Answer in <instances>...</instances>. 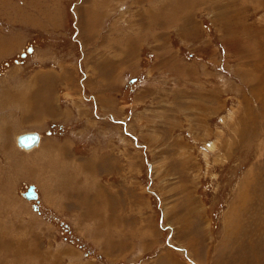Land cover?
Masks as SVG:
<instances>
[{
    "label": "rangeland",
    "instance_id": "1",
    "mask_svg": "<svg viewBox=\"0 0 264 264\" xmlns=\"http://www.w3.org/2000/svg\"><path fill=\"white\" fill-rule=\"evenodd\" d=\"M3 234L9 260L264 264V0H0Z\"/></svg>",
    "mask_w": 264,
    "mask_h": 264
},
{
    "label": "crops",
    "instance_id": "2",
    "mask_svg": "<svg viewBox=\"0 0 264 264\" xmlns=\"http://www.w3.org/2000/svg\"><path fill=\"white\" fill-rule=\"evenodd\" d=\"M4 127H6V126H4ZM33 156H37V155H33ZM52 164L54 166L56 165L55 162H53ZM38 166H39V164L37 165L36 169L33 172L31 170L29 172L26 171L24 173L25 176H23V177L26 178L27 176H32V178H35L34 181H39V180L41 181V179H43L41 177H44V175H43L44 170L42 169V166H40L39 167L40 170H38ZM47 171L52 172V169L48 168ZM31 172H32V174H31ZM41 172H43L42 175H41ZM52 188L53 187L51 186V189ZM56 189H57V187H56ZM56 194L51 193L50 203H52V204L54 203V201H52V198H54V196H56ZM103 232H104V228H103V231L101 228V231L98 232V236L100 238L102 237ZM4 236H5V234L1 235L0 238L4 237ZM23 249H25V248H23ZM23 249L18 248V249H15L14 251H12V253H14V255H12V257H11L12 261H11L8 259L9 245H7V241L4 240L0 245V254H2L0 257V263L1 264H34L33 262L36 261L40 264H48V262H51L53 260L52 258H54V256H55V255H49L50 257H48V258H46V257H33L34 255H32L30 252L25 251ZM9 254H11V250H9ZM9 261H11V262H9Z\"/></svg>",
    "mask_w": 264,
    "mask_h": 264
},
{
    "label": "water",
    "instance_id": "3",
    "mask_svg": "<svg viewBox=\"0 0 264 264\" xmlns=\"http://www.w3.org/2000/svg\"><path fill=\"white\" fill-rule=\"evenodd\" d=\"M37 139V136L35 133H25V134H21L17 137V144L23 146V147H28L30 145H32ZM22 195L26 198V199H34L36 198V194L33 190V186L32 185H28L24 192L22 193Z\"/></svg>",
    "mask_w": 264,
    "mask_h": 264
},
{
    "label": "bare ground",
    "instance_id": "4",
    "mask_svg": "<svg viewBox=\"0 0 264 264\" xmlns=\"http://www.w3.org/2000/svg\"><path fill=\"white\" fill-rule=\"evenodd\" d=\"M218 6V5H217ZM236 18H237V20L238 21H240V19H239V17H238V13H235L234 12V14H233ZM240 17H241V15H239ZM234 18V17H233ZM233 18H232V16H231V20L229 19V22H230V24L233 26V27H235V22L233 23ZM236 20V19H235ZM237 24V23H236ZM238 25V24H237ZM238 27L236 26V28L234 29V30H236ZM246 29H248V27H246V26H244L243 28H242V30H246ZM241 30V32H243ZM235 32V31H234ZM231 33V32H230ZM244 33V32H243ZM8 92V91H7ZM7 94V93H6ZM16 94V93H15ZM15 94H14V96H15ZM18 94V93H17ZM17 97V96H16ZM15 97V98H16ZM10 98L12 99V100H14V98H12V96L10 95ZM20 99V98H19ZM23 99V98H22ZM11 100V101H12ZM10 101V102H11ZM23 102V101H22ZM19 104H20V102H19ZM26 110H27V108H26ZM26 117V116H25ZM30 133H35V132H30ZM36 134V136H37V139H36V141L32 144V145H30V146H28V147H23V146H21V145H19V144H17L18 145V147H19V149L21 148V149H23V150H25V151H30V150H32V149H34V148H36L35 146H37L38 147V145H39V141H40V135L38 134V133H35ZM33 190H34V188H33ZM35 199V198H34ZM2 255V254H1ZM1 264V263H0Z\"/></svg>",
    "mask_w": 264,
    "mask_h": 264
}]
</instances>
